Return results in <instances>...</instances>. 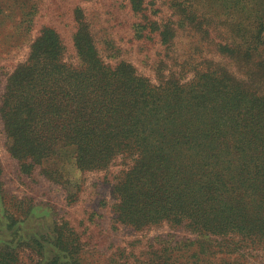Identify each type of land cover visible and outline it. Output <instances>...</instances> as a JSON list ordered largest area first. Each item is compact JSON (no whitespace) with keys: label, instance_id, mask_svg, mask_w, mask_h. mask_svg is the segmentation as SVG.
<instances>
[{"label":"trees","instance_id":"16d2710c","mask_svg":"<svg viewBox=\"0 0 264 264\" xmlns=\"http://www.w3.org/2000/svg\"><path fill=\"white\" fill-rule=\"evenodd\" d=\"M222 1L226 11L191 23L227 34L226 42L211 43L204 31L228 66L189 54L185 64L196 77L172 73L156 87L130 63L106 64L78 10L79 64L65 61L59 34L45 28L2 97L7 148L24 173L58 157L61 147L73 150L83 171L109 168L120 156L134 161L115 187L117 221L135 228L167 221L203 241L167 248L162 264H255L249 258L264 251V0ZM132 5L136 11L141 2ZM248 14L259 18L253 30ZM181 15L184 23L192 17L187 8ZM175 24L161 32L169 48ZM248 30L251 36H238ZM4 210L7 228L23 221ZM57 227L53 245L65 264H80V240H66ZM36 244L30 247L37 258L27 264L60 263ZM0 264H23L17 248L0 242Z\"/></svg>","mask_w":264,"mask_h":264},{"label":"rangeland","instance_id":"374dc122","mask_svg":"<svg viewBox=\"0 0 264 264\" xmlns=\"http://www.w3.org/2000/svg\"><path fill=\"white\" fill-rule=\"evenodd\" d=\"M139 1L141 6L135 11L132 0H0V106L9 75L28 60L31 45L45 28L59 34L65 47V61L74 66L79 64L75 46L80 27L78 10L106 64L115 67L121 62L130 63L156 87L161 85L162 76L172 73L193 80L195 70L185 64L189 54H194L199 62L205 56L228 66L229 61L207 42L204 31L209 30L211 43L226 42L227 34L215 25L198 27L203 30L197 31L196 23H191L226 11L222 0H137L138 4ZM182 8H187L192 15L185 23L181 18ZM248 16L253 30L259 18L255 14ZM174 22L178 36L169 48L161 32L164 26ZM244 34L246 38L251 36L249 30L238 36ZM164 111L167 118V110ZM163 124L167 125V121ZM61 149L58 157L50 158L42 166H33L29 173L22 172L19 161L8 151L0 116L3 190V194L0 191V242L16 247L23 264L37 258L38 253L30 247H38L37 240L45 247L39 248L43 257L51 260L59 256V264L67 262L65 255L54 246L57 226L66 240H80V264H162L167 258V248L179 242H203L184 225L163 221L135 228L117 221L115 187L124 172L135 164L132 159L120 156L109 168L83 171L77 165L73 150ZM1 195L5 196V205ZM16 197L25 202L22 208ZM4 208L23 221L7 228L10 222ZM70 228L75 235H71ZM252 258H249L251 262L264 264V251L253 253Z\"/></svg>","mask_w":264,"mask_h":264}]
</instances>
